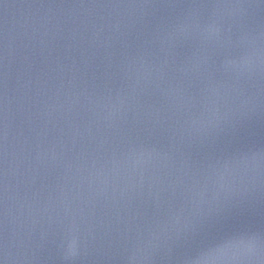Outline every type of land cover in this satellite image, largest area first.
Listing matches in <instances>:
<instances>
[{"label":"water","instance_id":"water-1","mask_svg":"<svg viewBox=\"0 0 264 264\" xmlns=\"http://www.w3.org/2000/svg\"><path fill=\"white\" fill-rule=\"evenodd\" d=\"M0 260L264 264V0H0Z\"/></svg>","mask_w":264,"mask_h":264},{"label":"snow or ice","instance_id":"snow-or-ice-1","mask_svg":"<svg viewBox=\"0 0 264 264\" xmlns=\"http://www.w3.org/2000/svg\"><path fill=\"white\" fill-rule=\"evenodd\" d=\"M232 222L233 217L227 214H221L218 218L207 220L199 229L197 242L207 243L208 241L213 240L221 233L229 230ZM252 243H256L255 238L253 239ZM0 264H3L2 260H0Z\"/></svg>","mask_w":264,"mask_h":264}]
</instances>
